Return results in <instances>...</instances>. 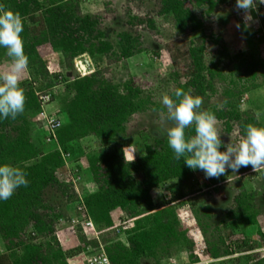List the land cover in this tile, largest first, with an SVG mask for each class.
Here are the masks:
<instances>
[{
  "label": "trees",
  "instance_id": "obj_1",
  "mask_svg": "<svg viewBox=\"0 0 264 264\" xmlns=\"http://www.w3.org/2000/svg\"><path fill=\"white\" fill-rule=\"evenodd\" d=\"M144 1L0 0L6 10L21 15L29 57L20 84L25 110L14 120L0 117V166L19 167L29 181L0 200V264H69L86 248L104 253L110 264H165L181 254L195 264L200 261L195 239L177 215L181 210L192 215L199 250L215 264H264V257L253 262L252 255L243 254L251 246L239 239L255 224L264 243V205L252 202L264 194V171L248 170L244 180H236L238 194L227 198L225 174L206 178L203 170L174 158L167 137L130 133L133 119L165 107L155 100L153 88L129 74L111 81L101 68L106 61L126 69L143 52L159 57L158 46L167 39L170 64L160 82L172 88L173 99L176 89L202 97L201 111L215 114L224 145L237 144L248 124L264 127V107L256 97L264 91V16L259 17V38L242 25L237 30L236 37L249 36L253 46L247 41V49L233 51L213 17L226 25L232 16L240 24L237 0H156L154 14L144 9L140 16L136 6L141 9ZM163 20L172 23L180 42L163 34L158 27ZM146 37L154 42L152 50L144 46ZM54 54L62 71L53 74L46 56ZM76 60H88L95 70L80 77ZM11 62L0 47V71ZM52 119L59 125L49 132ZM186 135H195L194 125ZM132 139L140 144L139 152L127 160L124 148ZM257 177L259 188L250 185ZM216 184L220 187L213 188ZM245 184L251 186L249 193L243 191ZM218 189L223 193L219 202L191 199ZM65 208L77 223L70 228L77 244L67 250L56 236ZM87 219L98 236L84 233L80 222Z\"/></svg>",
  "mask_w": 264,
  "mask_h": 264
},
{
  "label": "clouds",
  "instance_id": "obj_2",
  "mask_svg": "<svg viewBox=\"0 0 264 264\" xmlns=\"http://www.w3.org/2000/svg\"><path fill=\"white\" fill-rule=\"evenodd\" d=\"M259 5H264V0H237L235 5L236 9L243 11L239 17L240 24H236L237 29H240L242 25L244 30H248L254 34L258 24L261 23L259 19L260 15L256 13ZM242 16L244 23L241 20ZM23 30L24 25L21 15L10 9L6 10L0 4V47L6 48L7 55L12 59L10 67L7 70L0 71V117L4 119L10 117L14 120L17 116L23 114L25 110L26 96L20 84L23 74L28 68L29 57L24 51V40L21 35ZM262 53L264 55V45L262 47ZM74 66L80 77L90 75L95 70L92 65V71L89 70L88 60H76ZM48 71L52 72L49 67ZM174 96L175 99L169 95L163 96L162 103L167 109V116H162L161 119L174 122V126L167 130V140L175 154L174 158L176 160L183 158L187 167L192 170H203L206 178H218L226 174L228 169L237 172L241 167H247L249 165L252 166L255 172L264 169V127L248 124L246 126V135L239 143L233 144L230 142L224 145V142L221 140V133L217 126L218 121L215 114L206 110L201 111L203 104L202 97L193 96L190 92H185L183 89H176ZM193 125L195 126V135L188 137L186 135V129ZM222 146L226 147L225 151L220 150ZM28 183L26 173L19 167L9 165L0 166V200L11 198L18 188L21 186L27 187ZM215 187L219 188L220 185L216 184L213 188ZM215 192L208 194V200H212V203L215 201L219 202L220 197L223 196L220 189ZM63 211L64 214L60 223V229L57 230L56 236L62 249L67 250L71 246L76 245H70L68 239L74 238L76 240L75 235L70 234V228L77 224H70V221L73 219L67 211V208ZM185 212L189 213L191 218L188 217L187 219L186 216L185 219L187 220L185 221L179 219L182 223L187 224H183V226L188 230L189 236L195 239V252L200 259L195 264H215V261L218 263L217 260H213L207 257L206 254L200 252L199 248L202 242L200 241L199 229L194 223L190 212L187 210ZM84 233L88 238H91V232L87 233L84 231ZM239 239L249 243L251 246L243 254L252 255L253 262H258L264 257V243H262L261 238L256 236V233L246 237L242 236ZM93 254L96 253H90L86 248L85 252L69 259L68 263L73 264L76 260L74 258L82 255L81 263L86 264L85 257Z\"/></svg>",
  "mask_w": 264,
  "mask_h": 264
},
{
  "label": "rangeland",
  "instance_id": "obj_3",
  "mask_svg": "<svg viewBox=\"0 0 264 264\" xmlns=\"http://www.w3.org/2000/svg\"><path fill=\"white\" fill-rule=\"evenodd\" d=\"M142 7L141 9H139L136 6V3H134V6H136V8L138 9L140 16H143L144 12L142 10L144 9H148V10H152V13L154 14V9H156L158 7L157 5V1L156 0H145L142 3ZM134 8V7H132ZM223 12V9L221 10ZM221 12V13H222ZM143 13V14H142ZM260 13L258 12V15ZM217 16V15H216ZM213 17L214 20V24L215 26L219 29L220 34L222 35V39L229 44L230 49L233 51H239V50H245L248 48V45L250 44L251 46H253V41L252 38L249 39V36H243V38L239 39L236 37V33H237V27L236 24L231 20L232 16L230 17V19H228V24H222L221 22L218 21V19L215 21L216 19ZM219 22V23H218ZM160 25L158 27H160V30L163 32V34L166 37H171L174 38L177 42H180V37L177 36V34L175 33V29L171 28L172 23L168 22V21H164L158 22ZM219 24V25H218ZM173 27V26H172ZM148 37V36H147ZM145 39V44L144 46H149V48L152 50V45L154 44V42L151 40V38H147ZM169 38L170 40H173ZM190 38V36L186 37ZM167 39L164 40V47H159L158 49L160 50V55L159 57H155L154 55H148V53L143 52L142 54H138L136 56H134L132 59H130L127 62V67L126 69L120 68V67H116V66H110V64L106 65V61H104L103 63H101V68H103V74L105 77H107L109 80L112 79L111 81L114 82H119L122 81V79H125L126 75L129 74L130 76L133 77V80L137 83H142L144 85V88H153V91L155 93L156 96V101L160 102L162 106V98L164 95H169V92L172 90V88L170 87H165L162 82H160L161 78H164L166 76V71H167V67L170 64V57L167 51V47L172 46L171 44H168ZM174 40V41H175ZM175 41V42H176ZM249 44H248V42ZM157 46V45H156ZM149 49V50H150ZM46 59L48 61V66L51 70L52 73L55 72H59V70H61V68L58 66V62L61 58H59V56L57 54L54 55H47ZM89 63V62H88ZM92 64L89 63V70L92 71L93 67L91 66ZM3 68V65L0 63V68ZM108 68V69H105ZM111 69V70H109ZM62 71V70H61ZM54 74V73H53ZM171 97V96H170ZM256 97H258V99L260 100V106L264 107V91L263 89H259L256 92ZM165 107V106H164ZM167 116V109L165 107V110L160 111V110H150L144 114L139 115L138 117H136L135 119H133L131 121V124L129 125L128 130L130 131V133H136V132H143L146 135L149 136V134L151 136H160V137H167V130L174 125V122L171 120H167L164 119L162 120L161 117ZM153 138V137H151ZM140 144L137 141H134V139L131 140L130 144L128 147L124 148V154L126 156L127 160H132L134 158H136V156L138 155V146ZM86 165V164H84ZM85 167V166H84ZM240 172H233L230 171V169H228V171L225 174L224 177V182L227 185V191H226V197H233L236 194H238L239 192V186L241 183L238 182V188H237V182L236 180H238V178H242V180H244V177L247 175L248 170L250 172H253V169L251 166H247V167H241ZM264 171V169H261V171ZM260 178L257 177V179L254 181V183L252 182L250 185L252 186H258L257 181ZM245 182V181H244ZM262 184V183H261ZM247 186V184L243 185L245 186V190L244 193H249V189H251V186ZM85 188H90V185L87 183H85ZM261 186V185H260ZM259 188V186H258ZM238 190V191H237ZM241 192V190H240ZM199 197L201 200L205 201L208 200L209 195H194L191 199H195ZM223 196H221L220 198H222ZM231 197V198H232ZM262 197V198H261ZM258 197L257 199L254 198V200L252 201L254 204L256 205H264V194ZM212 198V197H211ZM226 198V199H227ZM230 198V199H231ZM225 199V197H224ZM222 201V200H221ZM120 215V213L118 214V216ZM178 217L183 221L187 220L188 217L191 218V216L189 215V213H186L184 210L178 211L177 212ZM187 216V219H185ZM185 224V223H182ZM187 225V224H185ZM68 228V227H67ZM66 228V229H67ZM65 229V230H66ZM64 230V231H65ZM257 231V226L255 224L249 225L246 228L243 229V232L246 235H252L255 234ZM67 232V231H65ZM195 234H197L196 231H194ZM70 245L73 244H77L76 240H74V238H69L68 239ZM176 256V255H175ZM174 259V257H173Z\"/></svg>",
  "mask_w": 264,
  "mask_h": 264
},
{
  "label": "built area",
  "instance_id": "obj_4",
  "mask_svg": "<svg viewBox=\"0 0 264 264\" xmlns=\"http://www.w3.org/2000/svg\"><path fill=\"white\" fill-rule=\"evenodd\" d=\"M258 12L260 13L259 14L260 16H264V5H261L260 8H258V11H256V13L258 14ZM241 20H242V23H244L243 22V16H242ZM261 27H262V23H259L257 26V29L254 31V35L256 38H259V36H260V33L258 32V28H261ZM263 36H264V31H263ZM42 98L44 101H48L47 96H43ZM54 121L55 120L52 119V125L50 127L51 130L49 132H53V130H54L53 128L55 127V125H57V126L59 125V122L56 121V123H54ZM46 122H47V124H49L50 120L46 121ZM70 224L73 225V224H77V223L75 220H71ZM80 226H82L83 231H85L87 233L91 232L92 235H90V236H98V234H96L97 232H95L93 223L89 219L83 220L82 222H80ZM84 260H85L86 264H110L108 258L102 252L87 256V257H85Z\"/></svg>",
  "mask_w": 264,
  "mask_h": 264
},
{
  "label": "crops",
  "instance_id": "obj_5",
  "mask_svg": "<svg viewBox=\"0 0 264 264\" xmlns=\"http://www.w3.org/2000/svg\"><path fill=\"white\" fill-rule=\"evenodd\" d=\"M74 260H73L74 261L73 264H85V263H81L82 255L80 257L74 258ZM165 264H190V263L188 262L186 256L184 254H181L180 256L179 255L174 256V259L172 258Z\"/></svg>",
  "mask_w": 264,
  "mask_h": 264
}]
</instances>
